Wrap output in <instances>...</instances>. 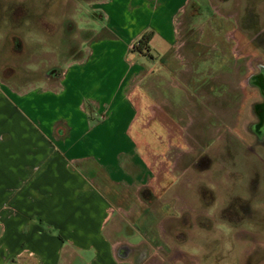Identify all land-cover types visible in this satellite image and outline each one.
<instances>
[{"label":"rangeland","instance_id":"374dc122","mask_svg":"<svg viewBox=\"0 0 264 264\" xmlns=\"http://www.w3.org/2000/svg\"><path fill=\"white\" fill-rule=\"evenodd\" d=\"M102 1L0 0V81L46 85L87 58L102 62L104 89L126 92L135 111L134 157L153 165L158 192L171 185L168 244L146 264H264V138L250 130L260 95L247 84L264 66V0L202 5L190 27L180 11L145 55L124 51ZM128 72L141 76L125 91ZM98 86L79 96L87 118L92 108L98 119Z\"/></svg>","mask_w":264,"mask_h":264},{"label":"crops","instance_id":"0c3cea01","mask_svg":"<svg viewBox=\"0 0 264 264\" xmlns=\"http://www.w3.org/2000/svg\"><path fill=\"white\" fill-rule=\"evenodd\" d=\"M229 1L103 0L100 7L106 27L126 38L124 51L150 29V52L178 12H188L180 24L190 27L200 6L219 12ZM107 75L87 58L46 85L0 81V264H146L167 247L176 218L167 214L171 185L158 192L153 165L134 157L126 123L135 111L126 92L116 99L119 91L104 89ZM139 75H125V91ZM94 79L98 119L92 108L90 118L79 111Z\"/></svg>","mask_w":264,"mask_h":264},{"label":"water","instance_id":"95a60500","mask_svg":"<svg viewBox=\"0 0 264 264\" xmlns=\"http://www.w3.org/2000/svg\"><path fill=\"white\" fill-rule=\"evenodd\" d=\"M252 84L258 90L262 102L253 106L256 123L250 130L258 139H262L264 138V67H261L259 73L252 78Z\"/></svg>","mask_w":264,"mask_h":264},{"label":"trees","instance_id":"16d2710c","mask_svg":"<svg viewBox=\"0 0 264 264\" xmlns=\"http://www.w3.org/2000/svg\"><path fill=\"white\" fill-rule=\"evenodd\" d=\"M152 38L151 32L143 33L135 44L132 46V51H135L141 55H145L149 53V42Z\"/></svg>","mask_w":264,"mask_h":264},{"label":"flooded vegetation","instance_id":"af4514ba","mask_svg":"<svg viewBox=\"0 0 264 264\" xmlns=\"http://www.w3.org/2000/svg\"><path fill=\"white\" fill-rule=\"evenodd\" d=\"M262 34L261 33H258V36H261ZM235 44H236V39H235ZM235 48V47H234ZM232 52H233V54L235 55L236 53L233 51V48H232ZM261 67H264V66H258L256 69H251V71H252V73L248 76V78H247V84H248V86L250 87V88H252V89H256L254 86H253V84H252V78L255 76V75H257L258 73H259V69L261 68ZM257 90V89H256ZM257 92H258V90H257ZM262 102V98L260 97V102L259 103H261ZM257 104V103H256ZM255 105V104H254ZM253 105V106H254ZM253 110V109H252Z\"/></svg>","mask_w":264,"mask_h":264}]
</instances>
